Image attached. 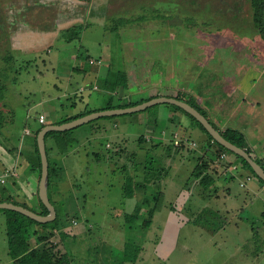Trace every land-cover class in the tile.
<instances>
[{
    "label": "rangeland",
    "instance_id": "1",
    "mask_svg": "<svg viewBox=\"0 0 264 264\" xmlns=\"http://www.w3.org/2000/svg\"><path fill=\"white\" fill-rule=\"evenodd\" d=\"M45 1L0 0L1 146L19 147L26 139L24 126L33 130L39 127L26 115L37 116L41 108L48 107L49 119L58 120L79 108L91 107L92 103L96 107L105 105L111 95L106 88L77 95L70 92L80 83L75 81L78 74H74L72 66L79 65L87 76L97 69L101 71V64L88 61L86 56L90 55L101 59L105 69L137 77L132 82L139 92L127 89L132 98L137 93L148 96L151 91L175 95L177 87L183 86L194 99L208 102L207 105L218 101L222 120L231 122L229 127H239L233 123L235 120L245 122L246 129H255L254 138L250 137L255 143L252 148L264 156V124L257 122L264 115V39L254 27L251 0H90L88 5L96 6L98 14L94 10V15L82 18L83 28L75 33L78 38L54 39L44 45L43 33L27 29H38L47 23L50 8ZM106 81L99 78L100 86ZM170 86L176 88L166 89ZM112 96L117 102L118 97ZM156 104L145 111L115 117L117 129H126V135L120 156L114 155L110 160L106 158L111 153L110 143L106 145L109 137H103L92 125L103 126L97 122L105 120L109 122L108 130H115L111 121L115 118H100L73 127L71 135L77 138L73 142V146H78L77 155L70 146L62 153L64 179L58 185L60 195L55 197L54 189L51 192L57 211L66 216L62 222L67 234L63 239L54 235L58 249L67 250L75 262L99 260L106 254L108 261L115 264H264V242L262 245L249 236L256 231L260 238L264 237L262 216L260 211L255 213L257 208L264 209V202H253L255 207L248 212L249 207L244 205L250 199L246 183L240 187L235 177H225L222 182L227 179L231 188L227 212L225 202L215 196L217 189L214 193L208 191L187 175L205 149L207 156L214 155L197 125L190 126L188 135L184 134L197 143L195 148L181 145L177 152L172 151L180 159L169 160L170 167L175 163L165 175L169 183L165 179H160L159 184L143 182L150 198L163 190L150 224L143 223L147 216L144 208L134 222L125 220L124 212H133L144 193L137 188L135 194L140 198L126 197V177L134 174L133 182L143 181L142 166L148 167L151 159L163 152L158 147L149 156L142 153L144 158H140L134 153L141 150L137 136L150 133L147 121L153 115L159 121L156 129H165L164 144L171 141L173 132L182 133L181 128L175 127L176 120H166L165 113L171 107ZM163 109L164 116H159L158 111ZM127 116H140V121H134L129 128L123 121ZM92 151H104V155L97 159ZM130 155L134 156L132 161ZM162 160L164 164L165 158ZM124 162L128 169L122 170ZM3 185L6 184L0 183V189ZM154 202L157 201L150 199L149 205ZM3 219L1 229L5 226ZM3 231L0 246L7 245ZM127 240L140 247L133 252L137 254L134 260L123 261ZM130 244H126L127 249ZM0 264H11L1 248Z\"/></svg>",
    "mask_w": 264,
    "mask_h": 264
},
{
    "label": "trees",
    "instance_id": "2",
    "mask_svg": "<svg viewBox=\"0 0 264 264\" xmlns=\"http://www.w3.org/2000/svg\"><path fill=\"white\" fill-rule=\"evenodd\" d=\"M88 1V0H84ZM251 6H252V20L254 27L257 29L259 32L260 36L264 39V0H251ZM82 25H72L66 28V30L63 31V39L65 38L67 41H70L76 37H78V34L75 35V33H78L79 28H81ZM88 56H86L87 58ZM90 62V61H89ZM91 63V62H90ZM114 79L115 86L122 85L127 87V76L126 73L123 71L115 70L112 72ZM113 86V88L115 87ZM138 96L133 95H128L125 98L118 99L117 102H114L112 100L113 96L110 95L109 99L106 101L104 106L101 107H96V108H85L84 110H81L77 113H74L69 116L61 117L58 118V120H55L51 123H62L68 120H71L73 118L82 116L84 114H87L91 111H96V110H102L106 108H116V107H126V106H131L135 105L137 103H140L144 100H147L149 98L158 96V94H153V95H148V96H143L139 95ZM177 99L184 100L194 106L197 110H199L202 114H204L207 119L215 126V128L219 129L221 134L228 139L230 142L245 148L249 154L252 156L254 155L248 146L247 140L245 138V135L243 132H241L238 129L231 128V127H226V128H220L217 126L215 121L212 119L210 116L208 110L203 107L196 99L193 98L192 94H188L187 91L184 90H178L175 95H172ZM164 105H169L167 109V112L169 113V116H171L172 122L177 120L178 122H181L182 120H178V116L183 115L190 124L192 125H197L201 130L205 133L206 138H207V143L209 148L211 146L213 147V153L214 155L212 156H207V149H205L201 154L198 162L194 165L191 174L198 179V183L202 185L203 187L206 188H214L217 189V185L214 183L213 176L211 175V170L209 171V168L215 169V165L213 167V163L215 162V159H218V156L221 151H225L230 154L233 157V164L236 165V167H240L245 169L249 174L252 176H255L263 185L264 181L259 178L253 171L252 167L250 164L247 162L245 158L242 156L233 153L232 151H229L227 148L222 146L220 143H218L216 140L212 138V136L208 133L206 128L203 126V124L196 119L194 115L183 109L181 106L174 104V103H169V102H161ZM159 104V103H158ZM157 104L151 105L149 107H146L143 110L140 111H145L148 110L151 107H155ZM139 111L136 112H129V113H124L123 115H132V113H138ZM118 115H104L101 117H98L96 119L90 120L89 123L95 122L97 119L100 118H115ZM153 117V127L156 128L158 127L159 121L155 115ZM45 125V124H44ZM39 126L35 130H33V142H34V149L35 153L37 156V163H36V168L38 170V175H40L41 172V160H40V154L37 146V140L36 136L38 131L41 129L42 126ZM73 128L71 129H66V130H49L45 133V141L48 138H52L54 141V146L57 148V151L61 154L64 153L65 151L68 150L73 145V142L76 140L75 137L71 135ZM162 131V130H161ZM160 131V134H161ZM157 132V131H156ZM183 134V133H181ZM137 141L140 144L141 150L144 148V151L148 154L149 156L150 152L157 150L158 147H161L163 149L162 154L155 159H151V163L148 167H146V164L142 166L144 172L142 174L145 175L143 181L140 182H133V179L136 175L130 174L126 177V181L124 185L126 187L123 189L124 193L126 194V197H131L134 195L135 190L139 188V190H143V197L140 198V202H137L134 206L133 212H124V218L127 222L131 223L136 220V217L138 213L141 210V208L145 209V214L147 215L143 223L145 225L150 224V216L153 215V213L158 209L160 205V200H161V194L163 193V190H158L155 195H153L151 198L149 195L146 194L145 189L146 186L150 184L151 182L158 181L157 183L159 184L160 179H162L165 174L168 172L167 167L164 166L163 164V158L161 156H169L171 155L172 151H176L181 147V145L185 146L184 144L180 143L179 145H174L170 140L167 144H164L162 141V136H159V139H156L154 136H149V138H146L144 135H140L137 138ZM70 146V147H69ZM148 148V149H147ZM176 148V149H175ZM110 149V156L112 155H118L121 154L122 148L119 146H114L110 145L108 148ZM174 149V150H173ZM46 154L48 158V147L46 146ZM95 158H99L101 156L98 155L97 152L94 153ZM129 155V154H127ZM152 156V155H150ZM173 157V155H171ZM134 156L130 155V158L132 161V158ZM254 157V156H253ZM129 158V159H130ZM254 159L264 168V160L258 157H254ZM146 162L148 161L145 159ZM154 160H155V165H154ZM220 161V160H219ZM227 164H231L230 162L226 161ZM143 163V161L141 162ZM161 163V164H160ZM138 167V166H136ZM122 170L127 168L128 165L126 162L121 164ZM141 168V167H140ZM147 170H155V171H147ZM142 171V169H141ZM146 173V174H145ZM53 177H57V167H53L48 163V182H47V192H48V197L50 202L54 205L56 215L53 220L51 221H46V222H41L38 221L26 214H23L19 211L13 210V209H3L6 212V217H5V235H6V240H7V247H8V254L12 259L13 264H115L111 262L110 260L108 261V256L104 254L103 257L96 258V260H91V261H82V262H75L74 259L72 258V255L66 250L62 251L58 249L57 243L54 241V235L58 234L60 239L67 234L64 228V223L62 222V219L66 217L63 214H59V212L56 209L55 203L52 201L51 198V192L53 191L55 184H54V179ZM146 181V184L144 185L143 182ZM123 185V186H124ZM4 199H10L13 203L22 205L26 208H29L33 211H35L38 214H47L48 213V208L45 206V204L42 202V200L39 198L37 199V203L35 206L30 207L27 203L25 202H17L16 200H12L10 197L7 198H0L1 201ZM150 199H154L157 202H154L153 205H149ZM144 205V206H143ZM147 205V207H146ZM203 210V209H202ZM201 210V211H202ZM252 226V225H251ZM252 228V227H251ZM252 238L257 239L261 242H264V238H260L258 235V232L254 231V234L252 235ZM131 243V244H130ZM126 244H130V246L126 247ZM132 246V249H131ZM139 245H136L132 242H129L128 240L125 243L124 246V260H134L136 258V255H134L133 252L138 251ZM127 249V250H126ZM105 253L108 254V251H104ZM113 253L112 255H114ZM111 257V256H110ZM117 262V261H116Z\"/></svg>",
    "mask_w": 264,
    "mask_h": 264
},
{
    "label": "crops",
    "instance_id": "3",
    "mask_svg": "<svg viewBox=\"0 0 264 264\" xmlns=\"http://www.w3.org/2000/svg\"><path fill=\"white\" fill-rule=\"evenodd\" d=\"M40 1L46 3L45 0H40ZM89 1L90 0H88V1H84V0H48V3L46 5L50 8V10H49L50 12L47 15V19H46V20H48L47 23L44 24L43 26H40V27L38 26L39 27L38 29H35V27H34V28H29L27 30L34 31V32L37 31L36 33H38L39 35H40V33H43V35L46 39L44 42V45L51 42V40L62 39V37H63L62 33L64 30H66V28H68L69 26H72V25H76V24L83 26V24L81 23L82 18L84 16L88 18L89 16L94 15L92 13V12H94V10L96 12V15L98 14L97 13L98 9L96 8V6L92 7V5H88ZM52 18H53V22H50V21H52ZM37 21H38V19H37ZM81 28H83V27H81ZM81 28H80V30H82ZM76 38H78V37H76ZM64 40H66V39L64 38ZM87 56H88L87 59L89 61V59L92 57L90 55H87ZM98 64H101V71H100V69L92 71L91 72L92 75H89V76H87L86 73H83L84 70L79 65L75 64L74 66H72L71 69L74 72V74L75 73L78 74V75H75V77L76 76L78 77V79L75 81L76 82L79 81L80 83L78 84V87H76L74 90L70 91L71 94L77 95L78 93L82 94L83 92H86V91L88 93H90L92 91H96V90L101 89V88H106V90L105 89L104 90L106 92H108L109 94H111V95L114 94V96L115 97L117 96L118 99H121V98L123 99L126 96L130 95L129 92L127 91V89L129 87H131L135 92L136 91L139 92V89L134 88L135 83L132 82L135 79H137V77L135 75H134V78H132L131 76L127 75V72H125L126 76H127V87L122 86V85H118V84L115 86V83H114L115 78L112 75V71H115V70H112L110 68L105 69L104 67H102L101 59H100V63H98ZM75 77H74V79H75ZM99 78L107 79L105 85L102 87L99 84ZM231 85H234V84L231 83ZM113 86H115V87L113 88ZM174 88H176V87H174ZM174 88H173V86L172 87L170 86L166 89L170 90V89H174ZM132 89H130V91ZM166 89H163V90H166ZM177 89L181 90V91L184 90V91H187L188 93H190L183 86H180V87L178 86ZM157 92H158L157 93L158 96L164 95V94H165V96H172L170 94L161 93L160 91H157ZM153 94H156V92L151 91V93H149V95H153ZM198 94H200V93H198ZM197 101H198V103H200L203 107H205L208 110L210 116L215 121V123L217 124L218 127H220V128L229 127L228 125L231 122L227 121L228 120L227 118L224 119L225 121L222 120L224 115H222L223 113H222V109H221V104H219L218 101L215 104H211V105H207L208 102L206 104L201 99H197ZM47 108L48 107L41 108L37 112L38 114L42 113L45 115V122L44 123H40L37 119L38 115L36 116L34 113H33V116L31 114H27L26 116L32 117L34 119V121L39 126L44 125V124L45 125L50 124L51 122H53L55 120L49 119V113H48L49 111L47 112ZM85 108H96V106L93 105V103H92L91 107L85 106V107L79 108L77 111H75L71 114H68L66 116L77 113L81 110H84ZM165 112H166V110H164V109L158 111L159 116H164L163 114ZM165 114L167 115L166 120L172 122L171 116H169V113L166 112ZM240 114H241V112H240ZM240 114H239V116H240ZM245 115H246V113H245ZM259 115H261V114L259 113ZM139 117L140 116H135L133 118L132 116H127L123 120L124 124L129 126V128H130L131 124L134 121H138V122L140 121ZM226 117H230L231 119H233V117H231V116H226ZM116 119L117 118L111 120L112 125L115 127L114 128L115 130H108L109 122H105V120H99L97 122V123L101 122L100 124H102L103 126H99V124H96V125H92V128L100 131L103 137H105V138L109 137L108 141L106 142V145H109V143H110V145L115 146V144H113V142H115V143H118L119 147L122 148L123 147L122 143H124V139H125V135H126L125 134L126 129L125 130L117 129L119 126V123ZM178 120H182V121L178 122L176 120L177 124H175V127L176 128L179 127L182 129V133H183V134H181L182 136H185L184 135L185 132L188 135L189 129L192 128V127H190V126H192V124H190L189 121L183 115H181V116L179 115ZM257 122L258 123L261 122V124H264V115L260 116L259 119L257 120ZM147 123H148L147 131H149L150 133H139L138 136L144 135L146 138H149V136H154L155 138L159 139L160 131L163 129V127L159 128L158 130L156 129L157 130V132H156L155 128L153 127V118L148 120ZM233 123L239 124V127H236V129L243 132V134L245 135V138L247 140L248 146L250 147L252 153L254 155H256V157L264 160V156L257 154L255 152V149L252 148L255 143L253 144V142H251L253 140L250 139V137L254 138V135L256 132V131H254L255 129H253L252 126H249L248 129H246V125H244L245 122H241V123L236 122L235 123V120H234ZM247 124H248V122H247ZM254 126H255V124H254ZM261 126H263V125H261ZM100 127H102V129ZM163 130H165V129H163ZM23 133L26 134V139L21 141L22 143L19 144V147H13V145H12L11 148L9 149V148H5V147L0 145V178L4 177V181L1 182V180H0V183L6 184V185H3V187L0 189V198L10 197L12 200L14 199L17 202H25L30 207H33L37 203V199L39 196L38 195V184H39L40 175H38V170L36 168L37 156H36L35 149H34L35 147H34V142H33V129H31V127L29 125H25ZM138 136H137V138H138ZM204 139H207L205 133H204ZM76 140H77V138H76ZM76 140H75V142H76ZM162 141H163V138H162ZM166 142H168V140H166ZM163 143H165V141H163ZM53 144H54V141L52 138H48L45 141V146L48 147V163L50 165H52L53 167H57V177L54 179L55 187H54L53 195H55V197H58V195H60V187H58V185L63 178L62 177V170L63 169L60 166L62 164L61 163L62 161H60V159H61V157H63V155H62V153L60 154L57 151V148H55ZM71 147L74 149L73 150L74 152H72V153L75 154V156H76L77 151H78V146L72 145ZM92 152H94V153L97 152L99 156L104 155V151H102V152L92 151ZM72 153H70V154H72ZM134 153L137 156H141L140 158H142V157L144 158V156H142V153L143 154L145 153L146 156L148 155L144 151V148H143V150H140V153H138V151H136ZM151 153L152 152H150V154ZM171 155H173V157ZM171 155L164 157L165 158L164 166L167 167L168 172L171 168L175 167V163L172 164V167H170L168 165V164H170L169 160L170 159H172V160L176 159V161H178V158H179V157H175V156H177L176 153L171 152ZM113 156L114 155H112V156L108 155L106 158L108 160H110V159H113ZM116 156H120V154H118ZM233 161H234L233 157L229 154L228 155V162H230L231 164H227V162H221V161L217 160V162L215 164L216 168L214 170H211V175L213 176L214 183L217 180V192H216L217 194L215 196H217V199L221 198L220 200H223V202L226 203V204L224 203V208H225V211L228 212L227 203H229L231 200V188L229 186V183L226 182L227 179L223 182L221 179H225V177L226 178L235 177V179L240 181V182L245 181V183L247 185L246 187H248V190L250 191V199H249V201L244 202V205L246 207H249V209H247V210H248V212L251 213L250 209H253L255 207L252 204L253 202H257V203L258 202H260V203L264 202V199L262 197L263 191H264V185L258 179L255 180L253 176L251 177V179H248V182H247L246 181V175L249 174V172H247L243 168L235 166V167H233L234 169L233 168L230 169V167H232ZM59 167H61V168H59ZM165 175H167V173ZM187 175H188V177H190V179L192 178L193 181H197V183H198V179L195 178L192 174H187ZM165 177L166 176H164L162 179L164 180ZM165 181H167V180L165 179ZM240 182H238L239 186H240ZM57 189L59 192L55 191ZM207 189H208V191L211 190L212 192L215 190L214 188L213 189L207 188ZM243 189H246V188H243ZM185 190H182V191L184 192ZM139 196L140 195H138V197ZM133 197L138 199V197L136 196L135 193L133 196L128 197V198H133ZM177 197H179V195ZM253 199H255V201H253ZM3 201L12 202L10 199H4ZM217 207H220V204L217 203ZM0 209H1L0 210V220H2L4 217H6V212H5V210H3L6 208H0ZM232 210H233V208L231 209V211ZM258 211H260V212L258 213ZM256 212L258 214H260V217L262 216V219H261L262 222L261 221L260 222L262 223V226H264V209L257 208L255 210V213ZM1 230H4V228L3 229L0 228V232H1ZM249 236H252V235L249 233ZM3 237H4V239L6 238L5 230L2 233V238ZM1 244L2 245L0 246V248L3 251H6V253L8 254L7 245H5V243H1ZM262 245H263V242H262ZM8 256H9V254H8ZM9 261L11 264H13L10 256H9Z\"/></svg>",
    "mask_w": 264,
    "mask_h": 264
},
{
    "label": "water",
    "instance_id": "4",
    "mask_svg": "<svg viewBox=\"0 0 264 264\" xmlns=\"http://www.w3.org/2000/svg\"><path fill=\"white\" fill-rule=\"evenodd\" d=\"M161 102H169L174 103L179 106H181L183 109L191 113L198 119L203 126L206 128L208 133L212 136L214 140H216L218 143H220L222 146L227 148L229 151H232L235 154H238L245 158L247 162L252 167L254 173L261 178L264 181V168L254 159V157L249 154V152L243 148L240 147L232 142H230L228 139H226L220 132L219 129L215 128L213 124L207 119V117L202 114L199 110H197L194 106L189 104L188 102L177 99L173 96H155L152 98H149L147 100H144L140 103H137L135 105L126 106V107H116V108H106L102 110H96L91 111L87 114H84L82 116L73 118L71 120L62 122V123H50L46 124L41 127V129L38 131L36 140H37V146L40 154V160H41V172H40V179L38 184V195L39 198L42 200V202L45 204V206L48 208L47 214H38L35 211L26 208L22 205L15 204L13 202L8 201H0V208H9L16 211H19L23 214H26L38 221L46 222L51 221L54 219L56 215V211L54 208V205L50 202L47 192V182H48V158L46 154V146H45V133L49 130H66L71 129L75 126H78L82 123L88 122L90 120L96 119L98 117L104 116V115H119L129 112H136L145 109L146 107H149L151 105H154L156 103Z\"/></svg>",
    "mask_w": 264,
    "mask_h": 264
},
{
    "label": "built area",
    "instance_id": "5",
    "mask_svg": "<svg viewBox=\"0 0 264 264\" xmlns=\"http://www.w3.org/2000/svg\"><path fill=\"white\" fill-rule=\"evenodd\" d=\"M89 61L91 63H100V59H93V58H90ZM37 119L40 123H44L45 122V115L40 113L38 114L37 116ZM162 133V138L164 137V130L161 131ZM171 142L174 144V145H179L180 143L186 145V146H189L191 148H195V146L197 145V143L194 141V140H189V137L187 136H182V135H179L177 132H173L172 134V138H171ZM109 146V145H108ZM217 160L221 161V162H226L228 161V153L225 152V151H221L219 156H218V159H215V162L213 163V165L216 164ZM223 165V164H222ZM228 168V167H227ZM252 175L251 174H247L246 175V180L248 179H251ZM1 182L4 181V177L0 178ZM240 185L244 186L245 185V181H241L240 182Z\"/></svg>",
    "mask_w": 264,
    "mask_h": 264
}]
</instances>
